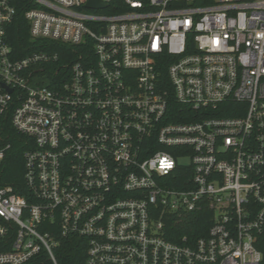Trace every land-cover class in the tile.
<instances>
[{"label":"built area","instance_id":"2783aa9c","mask_svg":"<svg viewBox=\"0 0 264 264\" xmlns=\"http://www.w3.org/2000/svg\"><path fill=\"white\" fill-rule=\"evenodd\" d=\"M28 1L19 58L0 0V163L8 119L28 139L0 264L73 238L84 264H264V0Z\"/></svg>","mask_w":264,"mask_h":264},{"label":"trees","instance_id":"16d2710c","mask_svg":"<svg viewBox=\"0 0 264 264\" xmlns=\"http://www.w3.org/2000/svg\"><path fill=\"white\" fill-rule=\"evenodd\" d=\"M10 2L18 12V15L13 26L9 30L8 39L13 50L17 53V56L22 58L28 54V47L30 44L29 27L24 20V14L26 10L33 8L34 5L30 4L28 0H10ZM51 52L62 54L63 51L60 46L59 48H52ZM4 132L7 143L11 144V150L8 151L5 160L0 163V187L11 186L16 194H26L27 190L23 179V164L24 154L28 150L26 146L28 139L13 130L9 119L6 121ZM192 229L207 231L206 214L198 216L195 221L193 220L191 224L185 228V231H191ZM80 245L81 241L77 238L63 242L61 246L55 250L58 264H84L86 250Z\"/></svg>","mask_w":264,"mask_h":264},{"label":"water","instance_id":"95a60500","mask_svg":"<svg viewBox=\"0 0 264 264\" xmlns=\"http://www.w3.org/2000/svg\"><path fill=\"white\" fill-rule=\"evenodd\" d=\"M87 8L99 10L100 8H104V6L101 4L100 0H89Z\"/></svg>","mask_w":264,"mask_h":264}]
</instances>
